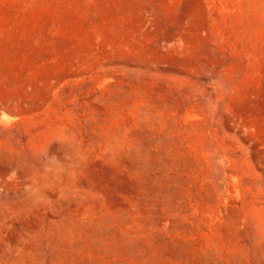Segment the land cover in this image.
<instances>
[{
  "label": "rangeland",
  "instance_id": "1",
  "mask_svg": "<svg viewBox=\"0 0 264 264\" xmlns=\"http://www.w3.org/2000/svg\"><path fill=\"white\" fill-rule=\"evenodd\" d=\"M0 264H264V0H0Z\"/></svg>",
  "mask_w": 264,
  "mask_h": 264
}]
</instances>
